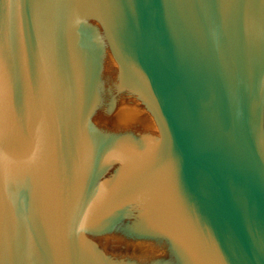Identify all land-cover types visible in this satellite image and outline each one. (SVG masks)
Here are the masks:
<instances>
[{
  "label": "water",
  "instance_id": "95a60500",
  "mask_svg": "<svg viewBox=\"0 0 264 264\" xmlns=\"http://www.w3.org/2000/svg\"><path fill=\"white\" fill-rule=\"evenodd\" d=\"M0 264H264V0H0Z\"/></svg>",
  "mask_w": 264,
  "mask_h": 264
}]
</instances>
